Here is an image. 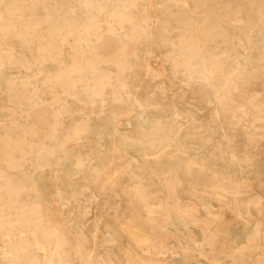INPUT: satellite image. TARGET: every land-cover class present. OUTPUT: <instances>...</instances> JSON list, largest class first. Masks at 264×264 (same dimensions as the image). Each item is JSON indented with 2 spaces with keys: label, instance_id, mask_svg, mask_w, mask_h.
<instances>
[{
  "label": "bare ground",
  "instance_id": "obj_1",
  "mask_svg": "<svg viewBox=\"0 0 264 264\" xmlns=\"http://www.w3.org/2000/svg\"><path fill=\"white\" fill-rule=\"evenodd\" d=\"M253 1L0 0V109L11 116L0 132V264H122L118 235L128 264L175 256L264 264V200L255 188L264 180L233 172L251 166L264 144V45L238 32L264 30V0ZM218 41L233 44L220 50ZM12 68L25 74L3 85ZM141 71L166 82L152 89ZM252 79L260 84L251 88ZM176 84L182 97L196 85L213 94L199 100L207 119L199 121V108L160 101L156 92L166 97ZM190 136L209 154L167 163ZM85 170L90 178L71 188ZM114 191L126 216L111 204L87 230L82 210L64 215L63 207ZM248 223L244 247L221 242L234 238L232 224Z\"/></svg>",
  "mask_w": 264,
  "mask_h": 264
},
{
  "label": "rangeland",
  "instance_id": "obj_2",
  "mask_svg": "<svg viewBox=\"0 0 264 264\" xmlns=\"http://www.w3.org/2000/svg\"><path fill=\"white\" fill-rule=\"evenodd\" d=\"M252 4H255V5L260 4V1L255 0L252 2ZM241 9L247 10V8H244V7H242ZM160 12L161 11L158 8V11L156 13L159 14ZM238 32L243 34L244 38H246L245 34H249L250 38L252 39V44L255 46H259L260 49H261L262 45H264V30L259 31V30L255 29V31H253V32H248V29H246V30H238ZM218 43H219L218 45L220 47V50H222L225 47H228L231 44H233V41L227 42V43L218 41ZM14 45L17 48L16 42H14ZM238 51L241 52L242 50L238 48ZM64 52L66 55L69 51L66 50V48H65ZM252 54H253L252 65L258 67L260 64L259 60H258V54L255 51ZM65 57L66 56H64V58ZM49 68L53 69V65L50 64ZM24 74H25L24 70H17V69H13V68L12 69H5L3 71L4 80L2 81V84L6 85V84H8V81H10V80L13 81L17 77L23 76ZM141 74H142L141 75L142 81H144L145 84L152 86L151 87L152 89L156 83H158L157 86H162L166 82L164 80L158 81L156 79L153 80L150 77H146V75L143 74V71H141ZM256 82L258 84H260L257 79H252L250 81L249 85L251 86V88L254 86V84ZM36 84L38 85V87L40 89L43 90L44 85L41 82V80L38 79ZM178 86H179V84H176V86L172 88L173 90H169L166 94L167 95L166 97H163L158 92H156V95L158 96L160 101H162V103H165V104L169 101H176L178 104H180L184 107H189L191 109L192 108H199V110L197 111V116H198L199 121H203V120L207 119L210 115V109L205 104L203 106L199 102V100L201 99V97H204V96H205V98L206 97L212 98L213 94H208L206 90H203L201 88V86L196 85L194 87V89L192 90L193 92L191 91L187 94L186 97H182L181 94H173V91L175 89H178ZM0 91H1V89H0ZM43 98L47 99L48 96L45 95V96H43ZM195 100H197L198 103ZM16 107H17V112H18V114H17L18 120L17 121L19 123L24 124L25 120L20 115L22 114V112H21L22 109H25V104L19 103L16 105ZM10 118H11V116H9V113L6 109H0V132H2V130H3L1 124L8 122L10 120ZM109 128H108V130L110 132L111 130ZM193 139L196 140V142H193ZM197 140H199L197 137H191L190 136V137L186 138L184 140V145H185L186 151L182 154L173 152L172 154L174 155V158L167 159L166 162L171 164V165H174V163H177L176 160H179L182 164L184 161H187L189 157L192 158L194 155H197L198 153H199V155L202 153L203 156H207L209 154L208 153L209 150H206L203 148H206L208 143L197 141ZM240 145H241V143H240L239 139H236V141L234 142V146L240 147ZM108 146H109V143L105 142V144L103 145V149L105 147L107 148ZM253 153H254V156H253L254 159H253L251 166L245 167L243 169H240L237 167L233 169L235 176H237L238 178L241 177L242 180H247L249 182L256 181L260 178L262 180H264V144H260L257 148H255ZM103 154L104 153H101L100 155H103ZM133 155L137 156L136 153H133ZM138 160L140 161V163H142V164L144 163L145 165L150 166V167H153L155 165L154 162H152L153 160H151V159L148 160V159L139 158ZM96 163L98 166H100V163L98 161H96ZM88 178H90V172H89V170H85L84 173H82V174H80V175H78L72 179V182L70 184L71 188H76V187L81 188L82 185H84L83 184L84 180H86ZM42 179L44 180L43 183H45L47 185L48 181L51 179V174L50 173L44 174ZM154 187H158V185L157 186H150V188H154ZM255 188H256L257 193L260 194L264 200V189L258 187L257 185L255 186ZM185 193H186V191H184V194ZM121 195H122L121 193H116L115 191H114V193H107V192L98 193V192H95L92 197L83 198L79 202L78 207H76V208H65V207H63V212H64V215L66 217H70V216L72 217V216H75L76 214H78V212L80 210H82L84 212L83 225L86 227L87 230L92 229V226H93L95 220L97 219V217L101 213L107 214L108 212H110L109 209H110L111 204H113L114 207L117 208L120 216H126L127 215V213L125 212L126 201H124V199H123L124 197ZM113 197H114V199H115V197H117V198L120 197V200L115 202ZM212 203L215 205V207H218L217 206L218 202L216 200H213ZM253 213L257 217V214H255V213H257L255 208H254ZM104 218L105 217L103 216V219ZM261 218L264 220V210H263V215ZM246 225L248 226V228H244L245 226H243V225L232 224L230 227V231H231V234H235V235H233L234 238H232L231 235H229V236L228 235H221L220 236L221 242L224 245H230L231 244L232 248L234 250L244 247L246 244L247 234L251 230L252 223H248ZM93 229H94V227H93ZM103 231H104V227H103V225H100L99 226V232L102 234ZM194 231L197 233V235L199 237L201 236L200 232L197 229H195ZM118 238H119V243H118L119 245L115 246V251L117 253L118 259L120 261H123L122 264H128L127 260L122 255V248H121V244L125 242V237L123 235H118ZM221 260L224 262L223 264H228L227 259H225L224 256L221 257ZM170 261H171L170 264H183V262H184L183 259H181V257H179V256H175V258L170 259ZM196 261H198L200 264H209L203 258H198V260H196Z\"/></svg>",
  "mask_w": 264,
  "mask_h": 264
}]
</instances>
